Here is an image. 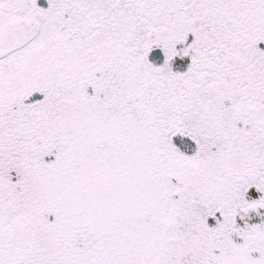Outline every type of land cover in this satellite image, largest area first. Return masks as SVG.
Here are the masks:
<instances>
[{
	"label": "snow or ice",
	"instance_id": "6c2138e0",
	"mask_svg": "<svg viewBox=\"0 0 264 264\" xmlns=\"http://www.w3.org/2000/svg\"><path fill=\"white\" fill-rule=\"evenodd\" d=\"M0 264H264V0H0Z\"/></svg>",
	"mask_w": 264,
	"mask_h": 264
}]
</instances>
